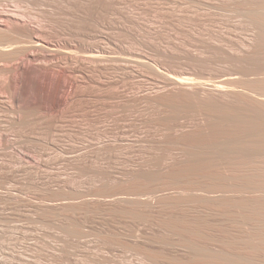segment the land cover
<instances>
[{
  "label": "rangeland",
  "instance_id": "rangeland-1",
  "mask_svg": "<svg viewBox=\"0 0 264 264\" xmlns=\"http://www.w3.org/2000/svg\"><path fill=\"white\" fill-rule=\"evenodd\" d=\"M7 4L0 9L31 10L28 22L43 28L41 47L0 62L36 68L39 83L21 93L15 73L16 101L0 83V264H182L193 252L164 224L185 213L154 202L181 195L142 178L183 161L180 142L205 121L204 105L229 100L218 82L262 85L253 69L264 64L263 22L251 23L244 0ZM149 245L157 260L139 254Z\"/></svg>",
  "mask_w": 264,
  "mask_h": 264
},
{
  "label": "bare ground",
  "instance_id": "bare-ground-1",
  "mask_svg": "<svg viewBox=\"0 0 264 264\" xmlns=\"http://www.w3.org/2000/svg\"><path fill=\"white\" fill-rule=\"evenodd\" d=\"M244 1H248L247 14L251 23L263 22L261 29L264 31V0ZM4 2L7 4L8 0H0V4ZM31 12L15 5L11 10L0 9V62L19 58L31 48L38 47L40 40L37 35L42 32L43 25L32 26L28 22L38 17ZM3 40L11 44L13 41H27L30 45L23 49L21 47V50H11L8 42ZM98 52L97 57H102L104 51L101 49ZM36 72V68L26 64L11 68L0 64V83L11 98L20 100L21 95L16 94L13 91L15 87L11 85L14 74L17 73L19 77L15 78L22 81L21 93H26L31 83H38ZM253 72L257 80L263 82L262 85L245 82L241 85L242 89L238 90L226 81L218 82L214 90L229 100L212 101L204 105L205 121L191 137L179 141L182 144L180 154L184 156L183 161L180 160L166 175L156 177L149 174L142 178L144 187L160 181L159 184L170 190L175 188V192L181 195L175 198L160 197L154 202L165 207L179 206L185 213L181 219L163 221L166 222L163 224L167 231L179 237L180 245L193 252L187 259L181 260L182 264H264V64L255 67ZM172 83L200 88L184 77H175ZM49 88L42 89L48 97L54 94ZM53 102L56 103L55 100ZM32 109L39 110L38 104L34 102ZM195 211H202L206 215L199 218L194 216ZM209 215H213V222L209 221ZM209 223H212V229L207 233L202 227L204 225L207 228ZM79 230L81 228L78 234L81 233ZM141 252L150 260L158 256L150 245L143 247L139 254ZM176 257H170V263L175 260L179 264Z\"/></svg>",
  "mask_w": 264,
  "mask_h": 264
}]
</instances>
